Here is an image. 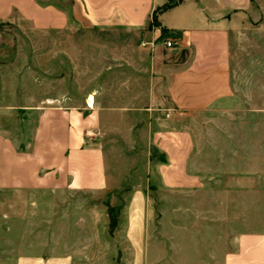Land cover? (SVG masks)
I'll list each match as a JSON object with an SVG mask.
<instances>
[{"label":"crops","instance_id":"obj_1","mask_svg":"<svg viewBox=\"0 0 264 264\" xmlns=\"http://www.w3.org/2000/svg\"><path fill=\"white\" fill-rule=\"evenodd\" d=\"M4 36L65 90L0 63V264H264V0H0Z\"/></svg>","mask_w":264,"mask_h":264},{"label":"rangeland","instance_id":"obj_2","mask_svg":"<svg viewBox=\"0 0 264 264\" xmlns=\"http://www.w3.org/2000/svg\"><path fill=\"white\" fill-rule=\"evenodd\" d=\"M7 31H9V30H7ZM17 46L18 45L16 44V41H14V39L11 37L8 38V37L4 36V37L0 38V63H6V64H8V63L16 64L17 63L23 69H24V65H25L26 70H24L22 73H23L24 77L27 79L25 84H30V86H26L25 88H19L18 89V92L20 91V93H19L20 97H27V96L28 97H30V96L31 97L32 96L38 97L39 95L43 97V96H48L52 92H55V91L57 93H60V92L65 90L64 87H62L61 85L57 86V88H52V89L49 88L45 84V79L48 78V73L45 71H39L38 69L34 68L33 67V58L31 56H29L28 59L25 57L24 58L17 57V55L15 54ZM22 59H23V61H22ZM33 68L35 69V71H32ZM62 74L63 73H61V72L57 73L56 77H59V76L61 77ZM34 78H36L37 81L38 80L40 81L39 85H37V87L34 86L35 82H32V80ZM251 83H253V82H251ZM251 83H250V85H251ZM32 84H33V86H32ZM254 84H255V82H254ZM35 85H36V83H35ZM73 90H74L73 91L74 93L83 92L87 96V94H90L92 92L95 93L96 87L92 86V87L74 88ZM248 90H250V93L253 92L255 95V90H256L255 87L251 86L248 88ZM89 99L90 100L93 99L92 102L90 101V104L93 107L94 102H95L94 95L93 94L90 95L88 97V101H89ZM72 105L76 106L75 103H73ZM248 106H249L248 107L249 111H255L256 108L258 107L256 102H250V104ZM262 106L264 107V105H262ZM255 123H256L255 119L250 120V126L255 127ZM249 153H250V155L253 154V153H251V151ZM124 154L127 155V152L125 151ZM199 154L201 155V159H204L203 160L204 162H201L202 166L197 168V173H198L197 176H199L201 178V182L203 183V185H201V187H202V189H204V188H207V181H208L207 151L201 152V153H198V152L195 153V155H199ZM118 157H119V155H118ZM149 158L153 162L154 165L155 164L157 165L161 162H164V164H166L168 162L167 161V159H168L167 153L164 152V155H161L159 153V151H157V150L151 151ZM156 174H158V169L154 167L152 170V173L149 174V176H153ZM148 189H149L148 191L150 192V194H153L157 190L154 181H152V183L150 184V187ZM156 207L159 210V208H160L159 204H157ZM158 210H157V212H158Z\"/></svg>","mask_w":264,"mask_h":264},{"label":"built area","instance_id":"obj_3","mask_svg":"<svg viewBox=\"0 0 264 264\" xmlns=\"http://www.w3.org/2000/svg\"><path fill=\"white\" fill-rule=\"evenodd\" d=\"M164 45L168 48V49H172L174 48L176 45H177V42L175 40L174 37H167L165 40H164Z\"/></svg>","mask_w":264,"mask_h":264},{"label":"trees","instance_id":"obj_4","mask_svg":"<svg viewBox=\"0 0 264 264\" xmlns=\"http://www.w3.org/2000/svg\"><path fill=\"white\" fill-rule=\"evenodd\" d=\"M172 6H174V3H170L169 5H167V6L163 7V8H161V9H159L158 11H156V12L154 13L153 23H154V24H158V16H157V14H158L159 12L165 11V10L171 8ZM113 224H114V223H113ZM113 226H115V225H113Z\"/></svg>","mask_w":264,"mask_h":264},{"label":"bare ground","instance_id":"obj_5","mask_svg":"<svg viewBox=\"0 0 264 264\" xmlns=\"http://www.w3.org/2000/svg\"><path fill=\"white\" fill-rule=\"evenodd\" d=\"M91 102L93 101V99L90 100ZM89 107H92L91 105H89Z\"/></svg>","mask_w":264,"mask_h":264}]
</instances>
